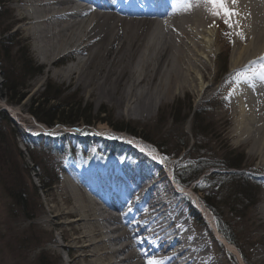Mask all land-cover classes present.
Masks as SVG:
<instances>
[{
	"label": "bare ground",
	"instance_id": "bare-ground-1",
	"mask_svg": "<svg viewBox=\"0 0 264 264\" xmlns=\"http://www.w3.org/2000/svg\"><path fill=\"white\" fill-rule=\"evenodd\" d=\"M22 1L25 12L19 20L35 40L46 72L71 61L55 70L53 78L66 87L82 86L88 98L116 105L141 99L142 109L147 99L157 96L227 90L238 100L235 136L253 140L250 155L261 157L257 168L264 178V0H149L165 1L159 13L144 8L142 0ZM217 12L231 17L235 39L231 66L221 82L215 81L207 61L218 40L211 24ZM135 66L143 68L138 78ZM94 130L99 134L105 129ZM140 146L164 162L160 153ZM131 160L135 163L88 168L76 180V174L71 175L74 185H63L65 208L51 212L59 222L69 219L62 223L78 232L70 247L78 254L69 258L71 264L78 259L88 260L86 264H226L220 261L221 247L226 253L237 252L242 264L249 263L248 252L243 255L228 245L233 242L221 229V214L210 206L209 215L195 188L175 186V180L182 182L174 175L168 177L173 186H167L162 174L151 176L147 165L141 169L143 159ZM187 196L205 213L204 221L187 206ZM256 219L264 230V206ZM252 243L260 246L256 251L262 256L264 236ZM85 251L90 252L82 255Z\"/></svg>",
	"mask_w": 264,
	"mask_h": 264
},
{
	"label": "rangeland",
	"instance_id": "rangeland-1",
	"mask_svg": "<svg viewBox=\"0 0 264 264\" xmlns=\"http://www.w3.org/2000/svg\"><path fill=\"white\" fill-rule=\"evenodd\" d=\"M0 1H4L0 5V33L9 29L8 38L0 44V112L8 117V121L0 118V264H71L69 258L78 254L70 248L75 245L72 240L78 232L62 223L69 219L60 223V218H52L51 212L54 208H65L63 185L66 182L74 185L73 178L78 179L88 168L101 170L102 166L113 168L117 164L135 163L131 157L143 159L141 169L147 165L146 171L151 176L162 174L167 186H173L168 177L174 175L183 180L178 183L174 179L175 186H183L186 191L195 188L202 208L211 215L209 209L213 206L221 214V229L233 242L228 245L236 246L243 255L248 252L247 264H264V250L259 256L256 250L260 246L252 243L256 237L264 236L256 219L264 206V188L261 187L264 178L257 168L261 157L250 155L253 140L243 141L235 136V120L239 117L234 110L238 105L236 98H230L227 90L208 91L206 95L177 93L147 99L143 110L138 104L143 102L141 99L116 105L88 98L82 86L66 87L65 82L53 78L55 70L72 64L71 61L46 72L47 68L35 51V40L28 35L25 21L19 20L25 12L23 1ZM211 24L215 25L218 40L213 56L207 61L211 75H215L216 82H221L231 66L230 55L235 41L231 37V17L217 12ZM18 50L27 54L34 70L19 68ZM4 52H7L5 57ZM134 70L138 78L143 68L135 66ZM13 88L18 94H24L19 103ZM144 88L138 89L136 95ZM47 98L49 101L41 104ZM151 100L152 104L147 105ZM36 102L46 112L57 108L68 112L69 109L61 110V107L72 106L73 112L64 114L62 120L77 118L80 121L46 126L35 117ZM189 110L191 113L185 119ZM197 112L194 121L192 113ZM48 116L60 115L51 112ZM64 127L75 132L71 134ZM101 127L108 135L94 130ZM140 145L150 152L160 153L164 162L152 158ZM229 165L232 170L224 169ZM193 169L202 170L196 180L188 177ZM104 172L105 169L103 175ZM35 175L45 183L55 180L54 184L43 190ZM151 179L147 183H151ZM193 199L186 197L187 206L191 205L204 221L205 213ZM213 236L227 248L217 235ZM218 253L222 263L242 264L237 252L226 253L221 247ZM87 261L78 259L73 264H86Z\"/></svg>",
	"mask_w": 264,
	"mask_h": 264
},
{
	"label": "trees",
	"instance_id": "trees-1",
	"mask_svg": "<svg viewBox=\"0 0 264 264\" xmlns=\"http://www.w3.org/2000/svg\"><path fill=\"white\" fill-rule=\"evenodd\" d=\"M4 3V1H0V5H2ZM1 7V6H0ZM8 32H9V29L7 30V31H4L3 33H0V44H1V42H3V41H5L7 38H8V36H6V34H8ZM3 35H5L4 37H2ZM4 51H5V49H4ZM5 55H7V52H4V57H5ZM16 55H18V56H20L19 58H20V64H21V66L19 67V68H21V69H24V71L25 70H30L31 69V67L33 66L32 64V61L30 60V58H28V56H27V54L26 53H23L22 54V52H21V50H18V51H16ZM18 58V57H17ZM19 58H18V64H19ZM31 70H34V69H31ZM30 72V71H29ZM14 88H16V87H14ZM14 88L12 89L13 91H14ZM16 94H18L16 91H14ZM24 98V94H18V99H17V101H18V103L22 100ZM49 101V99L47 98L46 99V101H44V103H41V104H46V102H48ZM37 103V102H36ZM41 104H39V103H37V106H36V109H35V111H36V113H35V117H37V119L40 121V122H43L44 124H46V126L48 125L49 127H51L52 125H55L56 123H60V124H66V125H69V124H74V123H79V121L80 120H78L77 118H75V119H68V120H62V116L64 115V114H66V115H68V114H70V113H72L73 112V107L71 106V107H69V106H64V107H61L62 109L61 110H64V108H66V109H69V111L68 112H66V111H59V110H57V109H59V108H57V109H53L54 111H45V109H41V107H40V105ZM189 109H191V108H189ZM50 110H52V109H50ZM51 112H53L54 114H56L57 116L58 115H60V116H58V117H56V116H53V117H50V116H48ZM189 113H191V110H189V112L188 113H186V116H185V119L187 118V116H188V114ZM198 113L199 112H197V113H192V115H193V119H194V121H196L197 120V117H198ZM0 118L4 121V120H6V121H8V117H7V114H5L4 112H0ZM91 122V121H90ZM90 122H87L88 124H90ZM120 129H122V131L124 130V128H120ZM120 129H117V130H120ZM122 131H119V132H122ZM227 168H229L230 170H232V165H229V166H226V168H224V169H227ZM221 170V169H220ZM201 171L202 170H200V172H198L197 171V169H193L191 172H190V174H189V176L188 177H190L191 179H193V180H196L197 179V177L198 176H200V173H201ZM35 176H37V175H35ZM37 178H38V181H39V183H40V185L41 186H43L42 187V189L43 190H47V189H49L50 187H51V185H53L54 183V181H52V180H50V181H48V183H45L44 181H42L41 180V178H40V176H37ZM181 181H183V180H181ZM187 183H188V181H187Z\"/></svg>",
	"mask_w": 264,
	"mask_h": 264
}]
</instances>
